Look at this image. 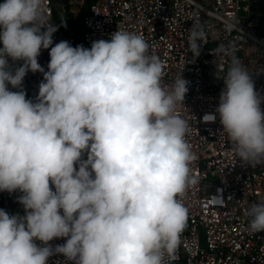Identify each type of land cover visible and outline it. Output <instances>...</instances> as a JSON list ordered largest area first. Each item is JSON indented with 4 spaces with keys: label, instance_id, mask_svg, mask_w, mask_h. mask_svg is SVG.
I'll use <instances>...</instances> for the list:
<instances>
[{
    "label": "clouds",
    "instance_id": "9594fccd",
    "mask_svg": "<svg viewBox=\"0 0 264 264\" xmlns=\"http://www.w3.org/2000/svg\"><path fill=\"white\" fill-rule=\"evenodd\" d=\"M47 20V0L0 2V192L22 193L25 210L0 209V264H48L54 255L64 264H169L196 159L177 114L188 81L180 74L162 86V63L142 34L118 30L90 48L52 46L58 29ZM206 40L195 22L193 58ZM42 49H50L47 71ZM216 51L230 66L217 68L224 87L202 120L218 114L235 157L264 164V96L230 48ZM29 71L43 73L35 102L21 88ZM244 215L250 233L264 232V201ZM57 238L66 242L49 244Z\"/></svg>",
    "mask_w": 264,
    "mask_h": 264
},
{
    "label": "built area",
    "instance_id": "2783aa9c",
    "mask_svg": "<svg viewBox=\"0 0 264 264\" xmlns=\"http://www.w3.org/2000/svg\"><path fill=\"white\" fill-rule=\"evenodd\" d=\"M77 10L81 13L78 35L63 23ZM47 13V23L58 29L52 46L68 41L73 47L90 48L93 41L110 40L118 30L139 33L162 63V86H171L180 74L188 81L177 114L188 124L186 141L196 159L190 164L193 182L179 197L187 216L169 264H264V232L250 233L244 215L247 207L264 201V164L252 167L235 157L218 114L214 123L202 120L215 112L224 87L217 68L230 66L231 58L216 51L221 45L239 58L264 96V0H92L90 5L87 0H47ZM195 22L203 26L207 40L199 57L193 58L188 35ZM229 24L236 28L228 30ZM49 51L42 49L38 57L45 71ZM42 80L41 72L27 73L21 86L26 98L36 101ZM9 89L19 90L11 85ZM21 195L0 192V209L23 216ZM65 242L66 238H57L49 244ZM64 260L54 255L48 264H64Z\"/></svg>",
    "mask_w": 264,
    "mask_h": 264
},
{
    "label": "rangeland",
    "instance_id": "374dc122",
    "mask_svg": "<svg viewBox=\"0 0 264 264\" xmlns=\"http://www.w3.org/2000/svg\"><path fill=\"white\" fill-rule=\"evenodd\" d=\"M80 18H81V13H80L79 10H77L76 12L74 11V13H72V16H70L69 20L63 19V23H65L66 25H69L70 24L71 29L73 31H75V28L72 25V23H76V22L78 23V21L80 20Z\"/></svg>",
    "mask_w": 264,
    "mask_h": 264
},
{
    "label": "trees",
    "instance_id": "16d2710c",
    "mask_svg": "<svg viewBox=\"0 0 264 264\" xmlns=\"http://www.w3.org/2000/svg\"><path fill=\"white\" fill-rule=\"evenodd\" d=\"M87 2H88V4L90 5L91 2H92V0H87ZM72 25H73L74 28H75V31L72 30V32H73L74 34L78 35V34L80 33V26H79V24H77V23H72ZM77 27H78L79 29H78Z\"/></svg>",
    "mask_w": 264,
    "mask_h": 264
}]
</instances>
